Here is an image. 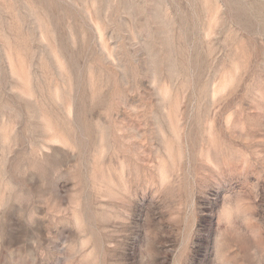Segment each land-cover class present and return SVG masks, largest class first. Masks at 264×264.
I'll return each instance as SVG.
<instances>
[{
    "label": "rangeland",
    "instance_id": "1",
    "mask_svg": "<svg viewBox=\"0 0 264 264\" xmlns=\"http://www.w3.org/2000/svg\"><path fill=\"white\" fill-rule=\"evenodd\" d=\"M0 264H264V0H0Z\"/></svg>",
    "mask_w": 264,
    "mask_h": 264
}]
</instances>
